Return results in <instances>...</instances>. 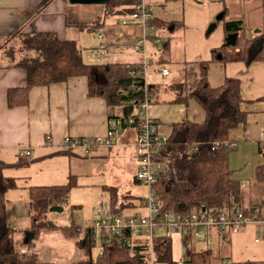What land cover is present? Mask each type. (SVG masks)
Wrapping results in <instances>:
<instances>
[{
	"label": "crops",
	"instance_id": "obj_1",
	"mask_svg": "<svg viewBox=\"0 0 264 264\" xmlns=\"http://www.w3.org/2000/svg\"><path fill=\"white\" fill-rule=\"evenodd\" d=\"M47 1L0 0V159L8 165L3 170L4 176L13 178L17 185L16 189L7 193L6 200L19 225L26 216L31 222L30 188L64 186L69 184L72 176L77 182L80 175L87 176L94 164L95 169L98 168L97 162L111 157V153L117 159H125L133 169L135 183H141L136 179L138 156L135 142L138 134L132 128H123L113 147H98L90 155H84L81 151L68 155L64 153L68 151L62 150L67 136H104L110 127L107 102L101 97L89 96L86 77L36 86L30 91L28 105L9 107V91L23 89L27 84V70L4 58L7 45L16 47L18 44V32L54 33L60 40L75 41L81 46L88 41V37L94 36L95 41L91 40L94 46L92 52L85 57L88 60L96 57L102 59L101 62L93 60L92 63L84 60L88 64L147 63L149 84L155 86V99L147 113L158 123L159 135L167 138L175 123L187 119L201 124L206 118L204 109L194 99L187 105L168 102L174 98L168 86L179 80L177 70L181 65L184 62L209 61L212 50L224 43L225 21L242 24L244 29L238 38L253 41L264 32V0H142L153 13L152 20L160 25H152L150 21L146 25H124L122 19L129 17L113 14L105 19V26L97 32L79 29L67 22L92 23L104 16V5L71 4L69 0H51L45 5ZM152 26H155L154 31H150ZM144 34L148 36L146 45L136 50L133 43ZM100 35L106 47L105 54H99L96 50L101 43ZM163 68L169 69L171 74L163 76ZM207 76L213 88L221 87L227 78L240 80L245 99L241 108L246 113V120L229 134V141L236 144L231 148L234 152H230L229 162L234 170V179L241 184V206L250 210L257 206L264 207V181L257 177V168L264 164L260 152L264 143V61L257 60L250 64L244 61L212 62ZM162 77L168 80L162 81ZM24 150H30L31 155L27 158L35 161L25 167H14L21 158L20 152ZM123 175L126 177V174ZM133 176L130 175V178ZM120 180L105 184L103 190L107 186L118 190ZM246 190L250 194L249 203L245 202ZM123 195H126L123 201L129 204L127 208H138L130 203L134 199L131 193ZM95 208L91 210L92 213ZM97 218L98 215L94 216L89 224ZM30 226L26 225V228ZM201 230L206 233L207 239L192 237L193 248L199 251L197 245L202 243L205 249L200 251L213 250L218 264H224L227 260L233 264H264V237L257 241L255 226H249L230 238L214 228L202 227ZM15 237L22 248H26L24 244L29 239L27 230L16 231ZM183 240L180 238L178 243L181 256L184 255Z\"/></svg>",
	"mask_w": 264,
	"mask_h": 264
},
{
	"label": "trees",
	"instance_id": "obj_2",
	"mask_svg": "<svg viewBox=\"0 0 264 264\" xmlns=\"http://www.w3.org/2000/svg\"><path fill=\"white\" fill-rule=\"evenodd\" d=\"M51 0H48L47 5ZM142 0H112L104 5V16L92 23L68 21L79 29L94 32L101 31L105 19L110 15L131 16ZM150 24L160 25L155 20ZM243 27L237 21H225V40L220 48L212 50L209 61L184 62L177 70L180 78L169 85L174 98L170 103L187 105L191 99L196 100L206 113L201 124L183 120L175 123L167 143L157 159L170 167L168 178L158 185V196L161 212H180L189 214L193 210H217L237 206L247 214L250 209L241 206V184L235 180L234 170L230 167L229 155L232 149L226 145L231 130L246 120V113L241 105L245 102L240 80L227 78L218 88H213L207 76L212 62H239L250 64L253 61H264V32L255 40L238 38L237 43L227 45V37L233 33H242ZM18 44L6 51L5 60L27 70V84L23 89H13L8 93L9 107L28 105L30 91L36 86H49L53 83L66 82L73 77L84 76L88 81V94L106 100L110 120L122 119L123 128H132L137 134L143 118L139 115L144 92L141 90L143 65L124 64H88L83 59L80 45L75 41L60 40L54 33L23 34L18 32ZM239 49L238 51H236ZM155 86L150 85V103L154 102ZM134 119L133 124L127 121ZM219 146L216 148V145ZM264 157V143L260 147ZM63 153V152H62ZM71 155L72 152H64ZM32 160L20 158L14 167H25ZM8 165L0 159V264H60L42 262L37 254L22 252V245L16 239V230L9 225L8 201L6 195L16 189L13 178H7L3 170ZM257 177L264 181V164L257 168ZM77 185L74 176L69 184L56 187H32L29 190L31 226L27 229L28 241L24 247L33 249L34 241L41 234L49 231H62L75 240L83 258L70 264H147L144 254L129 252L117 246H103L104 253L93 258L92 249L97 240L91 231H83L81 225L73 219L67 226H58L46 220L50 208L67 202L70 190ZM110 194V209L113 213L121 212L126 203L118 204V190L115 187H104ZM124 199V198H123ZM72 218V216H71ZM186 247V264H218L213 250L195 251L193 238L183 240ZM101 248V245L99 249ZM156 250L159 262L177 264L172 256V241L162 237L157 240ZM100 251V250H99Z\"/></svg>",
	"mask_w": 264,
	"mask_h": 264
},
{
	"label": "built area",
	"instance_id": "obj_3",
	"mask_svg": "<svg viewBox=\"0 0 264 264\" xmlns=\"http://www.w3.org/2000/svg\"><path fill=\"white\" fill-rule=\"evenodd\" d=\"M153 19V13L148 6L142 2L136 11L129 16L123 18L121 23L126 25L130 23H141L146 25ZM155 26L150 28L154 31ZM101 43L97 47V53L105 54L106 47L103 36L100 35ZM148 40L147 34L139 38L133 46L136 50L145 47ZM141 73L143 84L141 90L144 92V101L141 103L139 115L142 121L139 126L135 148L138 156V167L136 179L142 185L148 188V198L145 201L147 215L122 218L113 213L111 209L102 207L95 208L98 218L91 224L84 225L83 231H91L96 240L100 241V255H103V246L115 245L119 249L129 252H137V248H142L139 252L144 254L147 264H163L158 260L156 243L157 240L165 237L169 238L170 233H178L182 239L193 237L194 239L206 238V233L201 228H214L223 234L226 238L244 231L249 226H255L257 229V241L264 237V207L257 206L251 209L250 214L243 211L242 208L233 206L231 208H220L217 210L199 209L193 210L189 214L180 212H161L157 185L170 174V167L157 156L164 149L168 138L162 137L157 131V122L148 116V108L150 106L149 97L151 95L150 84L148 81L147 63L142 64ZM161 74L165 77L169 76L170 70L163 68ZM122 119L110 120V127L104 136H96L92 138H78L67 136L64 140L63 151L77 152L81 151L84 155H90L93 150L98 147L111 148L115 145L120 137L123 124ZM133 124L134 119L127 121ZM51 137L49 136L48 139ZM226 145L234 148L236 144L227 141ZM219 144L216 145V148ZM20 157H28L31 155L30 150L20 152ZM207 239V238H206ZM209 243H212L209 241ZM27 250L23 249L25 253ZM187 258L182 257L177 264H186ZM224 264H233L231 260H227Z\"/></svg>",
	"mask_w": 264,
	"mask_h": 264
},
{
	"label": "rangeland",
	"instance_id": "obj_4",
	"mask_svg": "<svg viewBox=\"0 0 264 264\" xmlns=\"http://www.w3.org/2000/svg\"><path fill=\"white\" fill-rule=\"evenodd\" d=\"M95 37H88V41H84V46L82 47L84 60L86 62H91L95 60L96 62H101L102 57H96L95 59H90L85 57L89 56L92 52L93 41ZM7 45V51H9ZM97 48V46H96ZM101 58V59H100ZM92 63V62H91ZM168 80L162 77V81ZM231 152H234L233 150ZM119 161V162H118ZM120 163V164H119ZM98 168L95 169V164L93 165V170L87 175H80V179L77 180L78 183L73 187L68 195L67 202H63L60 207H63L62 212H51L49 210L46 213V220L55 223L58 226H67L71 224L73 219L79 225L89 224L94 216L97 217V213H92L93 207L100 209L102 207L110 209V194L108 191L103 190L105 184H114L115 181H121V186L118 189V204L121 205L123 202V194L131 193L134 196V199L130 202L138 208H127L129 204L126 202L125 207L122 208L121 212L117 213L119 217L127 218L134 216H143L147 215V208L145 206V201L148 198V188L145 185H140L135 183L133 169L125 159H117L113 157H108L106 160L98 161ZM95 169V170H94ZM132 169V170H131ZM125 172V173H124ZM126 174V177L123 175ZM133 178H130V175ZM102 185V186H101ZM245 202H250V194L248 190L244 191ZM104 203L103 205L101 203ZM127 208V209H126ZM9 216V225L16 231H26V225L30 226L31 222L25 217L23 223L16 221L15 215L11 212V209L8 208ZM72 216V218H71ZM19 221L20 218H19ZM83 230V229H82ZM180 235L178 233H170L169 239L172 241V256L173 259L177 262L183 257L186 256V247L184 248V255L181 254L179 248ZM19 243V242H18ZM100 241H97L96 247L92 249L93 258L98 256L100 252ZM22 244V243H21ZM34 248L27 249V253H37L38 257L42 262H56L60 264H70L73 262L80 261L83 258V254L80 249L76 246L75 240L70 239V237L62 231H49L47 233L41 234L39 239L34 241ZM184 244V242H183ZM23 246H21L22 248ZM38 248V249H37ZM202 243H198L197 250H203ZM26 250V248H25ZM181 256V257H180Z\"/></svg>",
	"mask_w": 264,
	"mask_h": 264
},
{
	"label": "water",
	"instance_id": "obj_5",
	"mask_svg": "<svg viewBox=\"0 0 264 264\" xmlns=\"http://www.w3.org/2000/svg\"><path fill=\"white\" fill-rule=\"evenodd\" d=\"M112 0H69L71 4H84V5H105ZM238 38V33H233L227 37V45H235ZM64 209L63 207L56 206L50 208L51 212H62Z\"/></svg>",
	"mask_w": 264,
	"mask_h": 264
}]
</instances>
